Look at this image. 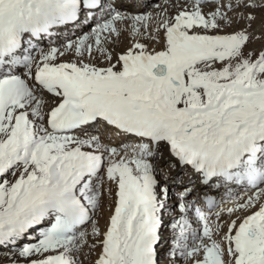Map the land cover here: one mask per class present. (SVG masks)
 <instances>
[{"label": "snow or ice", "instance_id": "snow-or-ice-1", "mask_svg": "<svg viewBox=\"0 0 264 264\" xmlns=\"http://www.w3.org/2000/svg\"><path fill=\"white\" fill-rule=\"evenodd\" d=\"M0 248L264 264V0H0Z\"/></svg>", "mask_w": 264, "mask_h": 264}, {"label": "bare ground", "instance_id": "bare-ground-1", "mask_svg": "<svg viewBox=\"0 0 264 264\" xmlns=\"http://www.w3.org/2000/svg\"><path fill=\"white\" fill-rule=\"evenodd\" d=\"M259 15H260V12L257 11V17L259 18ZM254 29H259L260 27V23H259V19L257 20L256 24L253 26ZM258 34V33H257ZM129 42V41H128ZM128 42H126L128 44ZM122 47V46H120ZM250 47H253V48H259L260 47V44L259 43H254L252 45H250ZM120 48L118 47L117 48V51H119ZM175 191V190H174ZM172 200L174 201L175 200V196L173 195L172 197ZM163 235L165 237H167L168 235H170V229L168 228H165L164 229V232H163ZM10 257L11 256V253L7 252L6 249H0V264H9V260L5 259V257Z\"/></svg>", "mask_w": 264, "mask_h": 264}, {"label": "rangeland", "instance_id": "rangeland-1", "mask_svg": "<svg viewBox=\"0 0 264 264\" xmlns=\"http://www.w3.org/2000/svg\"><path fill=\"white\" fill-rule=\"evenodd\" d=\"M156 2H157V3H163L164 0H156ZM149 11H151V7L149 8ZM238 27H239V26H238ZM126 42H128L127 39L124 40V43H123V45H121V46H122V47H123V46H126V45H127ZM107 214H108V213H107V210H105L104 215L107 216ZM103 224H104V220L102 219V220H101V227H103ZM0 249H1V248H0ZM85 251H87V249H85Z\"/></svg>", "mask_w": 264, "mask_h": 264}]
</instances>
